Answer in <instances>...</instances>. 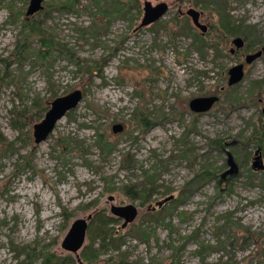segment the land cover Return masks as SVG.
<instances>
[{
  "label": "rangeland",
  "instance_id": "1",
  "mask_svg": "<svg viewBox=\"0 0 264 264\" xmlns=\"http://www.w3.org/2000/svg\"><path fill=\"white\" fill-rule=\"evenodd\" d=\"M151 1L169 9L148 26H139L143 0L139 16L132 11L109 23L95 14L92 0L40 16L81 67L96 65L85 72L64 55L48 69L34 58L21 68L10 58L6 66L29 0H0V264H45L53 255L75 264H93L91 258L96 264H264V146L254 134L264 106V49L244 65L239 83L227 85L228 69L262 47L264 0ZM219 3L232 25H249L256 44L230 52L241 35L222 32ZM189 7L201 12L205 34L183 14ZM186 22L190 32H178ZM93 23L101 25L99 35L85 31ZM195 34L207 42L201 51ZM258 81L263 86L256 91ZM74 89L82 90L81 101L44 141L34 143L32 125L46 111L22 130L27 135L12 126L16 111L32 110L35 97L49 108ZM208 95L219 97L208 111L189 109L190 99ZM117 124L122 128L113 131ZM228 153L237 170L222 178ZM148 175L155 191L143 202L131 186ZM169 194L171 201L151 211ZM112 204H134L137 217L122 227ZM97 212L113 218L107 225L123 237L119 249H100ZM77 218L89 220L83 247L73 254L61 241ZM89 245L95 255L88 258Z\"/></svg>",
  "mask_w": 264,
  "mask_h": 264
},
{
  "label": "trees",
  "instance_id": "2",
  "mask_svg": "<svg viewBox=\"0 0 264 264\" xmlns=\"http://www.w3.org/2000/svg\"><path fill=\"white\" fill-rule=\"evenodd\" d=\"M93 6L96 8L95 14L99 15V17L107 18L108 23L117 16L126 17V14L132 15V11H134L136 16H139L141 13V0H92ZM79 5V0H50L48 3H43V9L36 13L33 16L25 17L22 25V29L17 37L15 42L14 48L11 53L6 58V66H8L11 62L17 64L19 68H21L24 63H26L27 59L34 58V64H42L45 66L46 69L52 66V61L58 55H64L69 61L73 62L74 64L78 65L81 70L85 72L90 71L92 69L96 70L93 66L84 65L83 67L80 66V62L77 58H75L73 52L66 47L65 44H62L55 36L52 30L48 29L47 26L44 24V15L50 14L51 11L62 10L65 12H70L74 10V7ZM219 9V17H220V27L222 28V32L226 35L228 34H236L241 35L245 41V46L248 49L250 45L256 44L257 40L254 39V35L249 30V25H232L230 21V16L226 12L225 7L222 3L217 5ZM184 14V13H183ZM180 14V15H183ZM43 15L42 20L40 16ZM185 17H182L184 19ZM178 26L179 20L175 18ZM108 23H104L105 25ZM158 24V22L153 23ZM152 24V25H153ZM187 28L184 25L180 26L181 33L184 30L190 32L189 24L186 22ZM86 29V28H85ZM101 30V25L99 24H91L87 30L91 33V35L96 36L99 35ZM84 31V30H83ZM33 39L37 42V47L32 45ZM193 41L198 46V49H201L207 45L206 40L203 36L195 34L193 36ZM254 41V42H252ZM257 44L263 48L264 42L258 41ZM264 49V48H263ZM12 58L11 62L7 60ZM256 91L260 90L263 86L262 81H258ZM48 102L43 100L42 98L35 97L32 102V110L29 108H23L22 110L16 111V118L12 121V126L19 130L20 134L27 135L26 131H22L25 127L33 124L38 120L39 117L47 110ZM254 134L255 140L257 142V146L262 148L264 146V113L260 114L259 121L257 125L254 127ZM5 142L4 138H0V144ZM219 142V141H218ZM221 143V142H219ZM103 145L105 142L100 141L99 147L104 149ZM131 160H127V163H130ZM155 178L152 175H148L146 177V181L139 184H133L131 188H135L133 195L142 198L143 202L149 200L152 193L155 191L154 186ZM96 218V223H99L97 228V234L101 237V244L100 249L105 250L108 246L114 247L119 249L120 244L124 241L122 236H118L116 232L110 233L108 225L111 223L113 218L105 215L104 213L97 212L94 215L93 220ZM116 219V218H115ZM141 230V228H140ZM117 235V236H116ZM141 237H145L143 241H147L148 234L143 231L140 233ZM105 248V249H104ZM87 253L84 256L86 257H93L95 255V249L89 245L86 247ZM121 252V251H118ZM28 254V252H27ZM29 255V254H28ZM123 256V255H121ZM45 264H75L74 260L70 256H46L45 257ZM90 263L96 264V261L92 262V258L89 261ZM121 264H127L126 262ZM136 264V263H135Z\"/></svg>",
  "mask_w": 264,
  "mask_h": 264
},
{
  "label": "water",
  "instance_id": "3",
  "mask_svg": "<svg viewBox=\"0 0 264 264\" xmlns=\"http://www.w3.org/2000/svg\"><path fill=\"white\" fill-rule=\"evenodd\" d=\"M45 0H29L28 6L25 11L27 17L33 16L43 9V3ZM169 9V5L165 1H160L152 4L151 0H143L142 2V17L139 26H148L155 22H158ZM184 14L190 19L191 23L197 28L201 34H205L208 30V26L201 22V12L193 7H189L184 11ZM244 39L241 36H236L231 40L232 47L231 53L243 48ZM263 53V48L256 50L253 53L246 54L244 56V62H239L232 65L227 71V85L232 86L239 83L245 75L244 65L251 64ZM83 97L81 89H74L71 92L55 97L49 104V108L46 110L44 116L40 121L32 125V137L34 143L38 144L44 141L50 133L53 131L56 123L66 115L69 111L73 110ZM219 100L217 95L199 96L189 100L188 107L191 111L197 113H203L208 111ZM264 113V106L261 110ZM122 127L117 124L113 126V131H118ZM257 159V156L255 157ZM226 163L228 169L222 172L221 177L231 175L236 172L237 165L233 156L228 153ZM254 167L258 166V162L255 160ZM174 198L173 194H169L162 199L155 202L153 209L160 208L167 202ZM109 201H113V196L108 197ZM110 212L113 216L123 220L122 227H126L131 223L138 214L137 207L134 204L126 205H114L110 207ZM89 218H77L75 219L65 236L61 241V247L63 250L69 253H76L83 247L86 232L88 228Z\"/></svg>",
  "mask_w": 264,
  "mask_h": 264
},
{
  "label": "flooded vegetation",
  "instance_id": "4",
  "mask_svg": "<svg viewBox=\"0 0 264 264\" xmlns=\"http://www.w3.org/2000/svg\"><path fill=\"white\" fill-rule=\"evenodd\" d=\"M260 102H261V100H260ZM156 208H158V207H156ZM156 208H155V209H156ZM150 209H151V211L155 210V209H153V206H151Z\"/></svg>",
  "mask_w": 264,
  "mask_h": 264
}]
</instances>
